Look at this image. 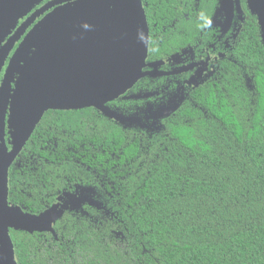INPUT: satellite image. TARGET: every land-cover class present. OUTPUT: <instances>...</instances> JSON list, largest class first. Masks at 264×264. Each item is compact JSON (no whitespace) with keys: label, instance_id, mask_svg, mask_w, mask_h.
Here are the masks:
<instances>
[{"label":"trees","instance_id":"trees-1","mask_svg":"<svg viewBox=\"0 0 264 264\" xmlns=\"http://www.w3.org/2000/svg\"><path fill=\"white\" fill-rule=\"evenodd\" d=\"M146 1L149 59L199 29L214 39L193 13L173 11L177 0ZM243 5L230 58L160 129L123 125L95 107L45 112L10 168L11 198L34 213L64 192L75 199L57 235L17 234V264H264V39ZM143 79L136 94L155 88ZM118 99L108 105L140 104Z\"/></svg>","mask_w":264,"mask_h":264},{"label":"water","instance_id":"water-1","mask_svg":"<svg viewBox=\"0 0 264 264\" xmlns=\"http://www.w3.org/2000/svg\"><path fill=\"white\" fill-rule=\"evenodd\" d=\"M247 2L264 39V0ZM53 5L58 6L27 33L1 87L0 122L5 124L11 101L8 123L14 145L0 170V185L6 192L9 167L47 110L95 107L119 122L130 120L132 116L125 117L108 103L154 73L143 71L148 65L149 27L142 0H55ZM15 72L21 75L13 89ZM61 198L40 213L10 206V223L25 231L57 235L55 221L64 212ZM9 245L11 264H17L10 239Z\"/></svg>","mask_w":264,"mask_h":264},{"label":"flooded vegetation","instance_id":"flooded-vegetation-1","mask_svg":"<svg viewBox=\"0 0 264 264\" xmlns=\"http://www.w3.org/2000/svg\"><path fill=\"white\" fill-rule=\"evenodd\" d=\"M54 1L55 0H0V91L6 79L10 77L9 66L15 53L21 48L27 33L33 26H36L48 12L58 6H51ZM142 1L146 12V5L148 2L146 0ZM245 1L248 4L247 0H177L174 2L172 7L173 11L183 13L186 18H189L191 13H193V15L196 16V20L203 21L199 26H207L208 29L210 28L213 30L214 39L205 41L203 39V32L199 29L198 35L195 37L191 36L189 40L184 39L185 44L179 50L162 56V58L149 59L148 50V65H146L145 69H151L150 63L162 61L163 63L161 66L157 67L156 70L159 69L158 73H163L157 76L151 75L155 77L154 79L151 77V79H153L151 81L150 78L143 79L147 75L143 76L125 93V95H121L119 99L123 97V100H127L131 95H136L138 92L135 91V85L138 84L141 79L144 81L149 79L150 83H154L153 86L155 88L148 89L146 87L145 91L141 92L143 96L140 94L141 97H131L140 100V104L134 105L136 107L135 110L129 111L130 113H126L124 116H147L151 121L155 119L158 124L156 123V125L149 128L148 126H141L137 119H135V121L127 119L121 122V124L126 126L137 124L149 131L158 130L163 124L162 120L164 116L168 117L171 115L176 108L181 105L184 99L190 97L194 89L216 78L221 68V62H223L225 58H230L228 54L229 48L233 46L232 43L246 20V13L243 8ZM45 7L49 8L44 11ZM190 10H192V12H190ZM204 13L206 17H202ZM174 25V23L171 24V26ZM148 27L150 49L152 36L154 34H152L153 29H151L149 25ZM183 33L185 35V31ZM20 75L21 73L19 72L14 73V78L12 80L13 89ZM154 80H156V82ZM11 92L13 93V91ZM145 100L152 102V104L148 105V103H144ZM10 106L11 101H9L6 108L5 124L3 125L0 122V170L6 162L7 153L14 147L13 138L10 133L11 127L8 123ZM115 108L120 110L118 107ZM123 112L125 113V111ZM26 144L10 165L9 171L11 166L25 150ZM67 199L70 200V197L68 196ZM67 199H61L60 208L63 206L65 208L67 206L68 202H70ZM17 205L19 204L15 203L11 198L10 188H8L6 192L5 188H2L0 185V264H11L9 239L12 241L15 250V238L17 234L25 231L22 227L10 223V206ZM24 211L27 210L24 209Z\"/></svg>","mask_w":264,"mask_h":264},{"label":"rangeland","instance_id":"rangeland-1","mask_svg":"<svg viewBox=\"0 0 264 264\" xmlns=\"http://www.w3.org/2000/svg\"><path fill=\"white\" fill-rule=\"evenodd\" d=\"M227 1H229V0H227ZM231 1V0H230ZM163 62L162 61H160V62H154V63H150V66H151V69H149V70H146L145 69V67H143V71H149V72H154L152 75H159V74H161V73H163V72H161V73H158L159 72V69L158 70H156V68L157 67H159V66H161V64H162ZM148 64V63H147ZM157 73V74H156ZM125 95V94H124ZM142 96H143V94H142ZM155 96H157V95H155ZM154 96V97H155ZM141 97V96H140ZM146 99V98H145ZM144 103H148V105L149 104H152V102H150V101H144ZM119 112H121L122 114H129L130 112L129 111H126L125 113L123 112V110L122 111H120V110H118ZM131 113H133V112H131ZM135 119H137V121H138V123H140L141 124V126H148L149 128H151V126H154V125H156V121H155V119L153 120V121H151L150 119H148L147 118V116H139V117H132V119H130L131 121H135ZM126 121V120H125ZM158 124V123H157Z\"/></svg>","mask_w":264,"mask_h":264}]
</instances>
